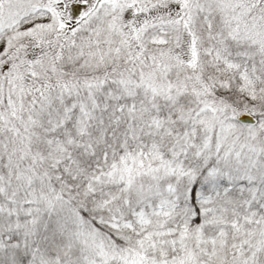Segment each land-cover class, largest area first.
<instances>
[{"label": "snow or ice", "instance_id": "snow-or-ice-1", "mask_svg": "<svg viewBox=\"0 0 264 264\" xmlns=\"http://www.w3.org/2000/svg\"><path fill=\"white\" fill-rule=\"evenodd\" d=\"M0 264H264V0H0Z\"/></svg>", "mask_w": 264, "mask_h": 264}]
</instances>
